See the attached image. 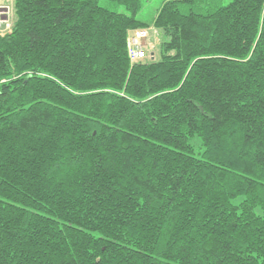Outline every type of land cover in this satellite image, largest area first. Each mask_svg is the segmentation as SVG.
<instances>
[{
	"label": "trees",
	"instance_id": "trees-1",
	"mask_svg": "<svg viewBox=\"0 0 264 264\" xmlns=\"http://www.w3.org/2000/svg\"><path fill=\"white\" fill-rule=\"evenodd\" d=\"M99 1L12 0L0 264H264V0Z\"/></svg>",
	"mask_w": 264,
	"mask_h": 264
},
{
	"label": "built area",
	"instance_id": "built-area-1",
	"mask_svg": "<svg viewBox=\"0 0 264 264\" xmlns=\"http://www.w3.org/2000/svg\"><path fill=\"white\" fill-rule=\"evenodd\" d=\"M12 9L9 5L0 6V34L12 27ZM154 43L150 40V28H133L126 37V50L130 62L152 57Z\"/></svg>",
	"mask_w": 264,
	"mask_h": 264
},
{
	"label": "rangeland",
	"instance_id": "rangeland-1",
	"mask_svg": "<svg viewBox=\"0 0 264 264\" xmlns=\"http://www.w3.org/2000/svg\"><path fill=\"white\" fill-rule=\"evenodd\" d=\"M163 0H142V7L137 14V19H140L148 24H150L157 12V9L160 7ZM231 0H221V4L225 5ZM1 5H9L12 9V0H0ZM99 5L113 11H124L121 6L116 5L115 3L108 0H100ZM13 17V16H12Z\"/></svg>",
	"mask_w": 264,
	"mask_h": 264
}]
</instances>
